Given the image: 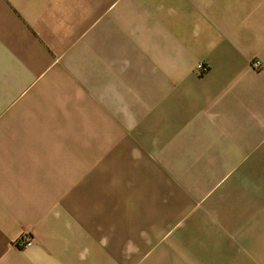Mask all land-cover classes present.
<instances>
[{"label": "crops", "instance_id": "0c3cea01", "mask_svg": "<svg viewBox=\"0 0 264 264\" xmlns=\"http://www.w3.org/2000/svg\"><path fill=\"white\" fill-rule=\"evenodd\" d=\"M0 264H264V0H0Z\"/></svg>", "mask_w": 264, "mask_h": 264}, {"label": "built area", "instance_id": "2783aa9c", "mask_svg": "<svg viewBox=\"0 0 264 264\" xmlns=\"http://www.w3.org/2000/svg\"><path fill=\"white\" fill-rule=\"evenodd\" d=\"M250 67L253 70L258 71L261 67L260 63L258 61H252ZM196 69L200 72L203 73V71H205V68L200 64L196 66ZM16 246L20 249H24V248H28L31 246L32 242L30 240V238H28L27 236H23L20 237L17 241H16Z\"/></svg>", "mask_w": 264, "mask_h": 264}, {"label": "rangeland", "instance_id": "374dc122", "mask_svg": "<svg viewBox=\"0 0 264 264\" xmlns=\"http://www.w3.org/2000/svg\"><path fill=\"white\" fill-rule=\"evenodd\" d=\"M254 61H257V60H254ZM259 62V61H258ZM260 63V62H259ZM198 65H200V64H198ZM261 65V64H260ZM203 66V65H202ZM204 67V66H203ZM197 70V69H196ZM203 72H205V71H203Z\"/></svg>", "mask_w": 264, "mask_h": 264}]
</instances>
